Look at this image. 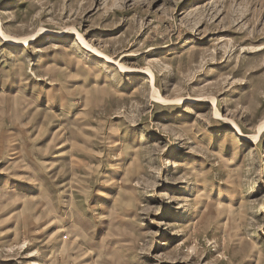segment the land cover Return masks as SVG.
<instances>
[{
    "label": "rangeland",
    "instance_id": "obj_1",
    "mask_svg": "<svg viewBox=\"0 0 264 264\" xmlns=\"http://www.w3.org/2000/svg\"><path fill=\"white\" fill-rule=\"evenodd\" d=\"M262 123L264 0H0V264H264Z\"/></svg>",
    "mask_w": 264,
    "mask_h": 264
},
{
    "label": "bare ground",
    "instance_id": "obj_2",
    "mask_svg": "<svg viewBox=\"0 0 264 264\" xmlns=\"http://www.w3.org/2000/svg\"><path fill=\"white\" fill-rule=\"evenodd\" d=\"M7 39L10 40V41H12V42H21V43L26 44L27 41L31 40V37H23V38H19V39H13V38L7 37ZM157 98L159 99V95H157ZM260 127L263 128L264 127V123H262L260 125ZM222 197L224 199H226V198H228V195L227 194H224V195H222Z\"/></svg>",
    "mask_w": 264,
    "mask_h": 264
}]
</instances>
